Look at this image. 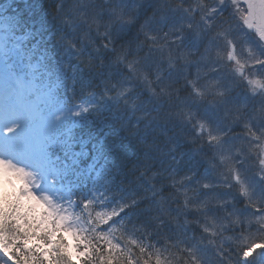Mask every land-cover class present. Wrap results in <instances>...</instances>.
<instances>
[{
    "label": "trees",
    "instance_id": "16d2710c",
    "mask_svg": "<svg viewBox=\"0 0 264 264\" xmlns=\"http://www.w3.org/2000/svg\"><path fill=\"white\" fill-rule=\"evenodd\" d=\"M170 2L179 3L180 0ZM196 2L187 0L185 6ZM203 2L210 4L209 0ZM158 3L159 0H108L107 3L105 0L98 3L97 0H0V16L8 23L10 38L30 28L22 46L29 53L27 58L30 61L39 62V70L46 79L45 85L49 87L58 82L53 94L55 99H64L69 103L84 99L89 103L87 110L75 118L64 138V145H59L57 151L62 154L68 147L78 149L75 154L77 158L69 159L68 164L60 163V168L62 172L66 171L64 181L71 186V194L83 221L88 218L89 212L95 217L97 212H111L119 203L135 201L119 218H113L117 220L114 243L124 248L126 239L131 237L145 247L154 246L165 256H168V252L164 251L167 247L175 254L174 264H183L187 258L181 249L199 244L201 248H208L202 264H218L213 253L215 245L209 244L207 238L202 242L200 239L201 236H209L195 222L199 220L203 224L204 217L190 209L179 216L180 226L166 218H163V225L158 226L155 219L159 213L158 199L164 198L165 206L173 216L177 215V207L183 204L184 192L192 198L216 194L230 201L225 205L229 211L235 207L245 215L256 212L257 209L248 207L247 200L235 187L226 186L234 182L225 180L227 169L219 164L214 147L200 136L197 121H205L213 132L223 134L225 145L238 143L245 138L242 135L244 129L242 124L233 123L224 115L223 105L210 102L209 97H197L182 79V74L168 68L167 63H161L163 71L160 75L166 84L171 82L178 89L173 103L167 97L153 95L152 89L164 87L157 83L153 64L147 66L149 73L144 71L142 65L129 70V62L136 65L146 54H150L141 31L145 21H148L145 31L149 30L153 35L166 32L170 27H179L186 20V14L182 11L169 13L164 20L160 19L159 12L154 16ZM113 4L126 6L133 18L132 23H112L109 34L102 36L101 33L105 32L103 25L110 20L108 9ZM82 13L85 14L84 19H81ZM96 14H100L99 30L89 19ZM192 23L194 27L202 25L199 13L192 18ZM216 32L215 28L213 35L203 37L184 29L182 46L193 52V58L205 53V48L208 49L206 57L210 53L212 59L218 58V54L224 58L219 71L209 73L207 68L200 69L196 82L202 89L214 87L216 82L212 79L219 80L221 86H227L234 80L227 67L231 62L221 52L219 38L214 34ZM69 40L75 47L69 45ZM31 43L33 47H30ZM123 49L124 54L128 55L124 63L116 59L117 51ZM166 55L167 48L165 60ZM195 67L189 66V79L196 78ZM228 98L234 102L248 99L236 86ZM181 101V106L186 108L184 112L191 113V119L177 115L176 105ZM68 124L69 121L65 120L61 128ZM63 155L68 158V152ZM236 167L242 179L259 196L264 189V180H261L255 155L243 162L237 157ZM222 172L224 175H221ZM173 175L177 180L191 176L185 182L187 187L179 193L172 186ZM198 181L210 182L213 187L207 190L200 188L197 192L194 189L198 187ZM87 200H93V204L85 210L81 201ZM185 219L188 221L186 225ZM119 220H124L125 224L121 225ZM20 223L23 224V221ZM46 227L50 228L51 225L41 224L40 228L30 229L29 233L31 235L34 231L37 236L41 235ZM111 227V221L108 224L100 223L96 226V232H108ZM255 228L256 225H253L252 230L255 231ZM236 232L239 233V228ZM56 235L65 237L61 230ZM223 235L228 237L233 233L225 231ZM213 239L220 242L218 237ZM223 242L226 248L231 243L228 240ZM99 243L103 245V239ZM30 244L42 242L33 238ZM129 246L134 254L132 259H137L139 249L135 245ZM151 250L149 247L148 251ZM230 251L235 255L234 248ZM83 259L79 257V262L73 261L82 264ZM140 264H143V260ZM251 264H264V255L254 258Z\"/></svg>",
    "mask_w": 264,
    "mask_h": 264
},
{
    "label": "snow or ice",
    "instance_id": "6c2138e0",
    "mask_svg": "<svg viewBox=\"0 0 264 264\" xmlns=\"http://www.w3.org/2000/svg\"><path fill=\"white\" fill-rule=\"evenodd\" d=\"M107 3L108 0H105ZM187 0H180L179 3H172L170 0H159L156 5L153 15L159 12L160 19L164 20L169 17V13L182 11L186 14V20L179 27H170L166 32L153 33L147 28L148 21L141 25V31L145 35V43H148L150 54H146L142 61H138L136 65L129 62V70L138 65H142L144 71L149 73L147 66L153 64L155 72L157 73V83L164 85L158 89H152L153 95L157 97H167L170 103L174 102L176 97L175 89L171 82L167 84L162 79L160 73L163 71L161 63L165 62L168 68L175 69L177 73L182 74V79L189 85L192 92L200 98H210V102H219L226 108L228 116L233 123L239 122L243 125V139L238 143L225 145L223 142V134L213 132L210 125L202 120L197 121L199 134L202 138L214 147V155L218 157L220 165L227 169V176L225 180H231L234 183H228L226 186L235 187L241 196L247 200L248 207L257 209L256 212L249 214H241L235 207L229 211L225 205L230 201L222 199L216 194H209L203 198H192L184 192V201L182 205L177 207V215L173 216L169 208L165 206L164 198L158 199L159 213L155 217L158 226L163 225L164 219L175 221L178 226L179 216L183 215L190 209L194 210L198 216H203L205 222L200 223L199 220L195 222L199 224L203 233L209 234L208 237L201 236V242L207 238L209 244L215 245L213 253L218 261V264H251V261L264 255V189L261 190L257 196L252 188L242 179L240 171L236 167L237 157L240 162L252 157H256V162L259 165V174L261 180H264V44L258 43V55L250 54L246 59H238L235 55V44L227 41L225 48L227 60L234 62L227 67L234 80L227 86H221L220 81H215L214 87L209 89H202L196 82L199 78L200 69L207 68L210 72L219 71L220 65L223 63V57L212 59L211 54L205 56L208 49L205 48V53H200L198 58H193V52L182 46L184 37V29L187 28L195 33L196 36L201 34V31L206 28L210 31L215 30L216 25L214 20L220 15L222 9L228 10L230 6L236 7V13L232 14V18L238 14L249 29L255 28L259 34L260 39L264 41V0H244L247 5L246 9L239 8L240 0H218L219 7L212 4H206L203 0H197L195 4H185ZM108 12L110 20L104 24V35L109 34L112 23H132V16L127 10L126 6L113 4ZM199 13L202 25L194 27L192 18ZM85 14H81V19H84ZM100 14L91 16L92 25L99 30L101 24L99 19ZM148 29V28H147ZM162 33V35H161ZM217 35H224V33H217ZM246 35V33H245ZM69 45L75 47L71 40ZM106 46H108L106 44ZM138 47H140L138 45ZM232 50H228V48ZM165 48H167L166 60ZM154 50V51H151ZM116 59L123 63L127 61L128 55L124 54V49L117 51ZM190 65H196L197 75L195 79H189L188 70ZM204 65H207L205 67ZM258 66V67H257ZM152 69V71H153ZM187 72V74H186ZM206 79L208 76L205 77ZM149 83H151L149 81ZM243 85L245 90L249 93L246 101L234 102L229 100V94L233 87ZM43 91L46 98L44 107L52 102L51 88L43 86ZM183 101L176 105L177 115L187 116L191 119V113L184 112L185 107H182ZM10 122L19 124L17 121H23L25 125L31 123L30 119L23 114H9ZM9 134H13L17 129L6 127ZM8 136V135H7ZM217 167V165H213ZM221 175H224L222 172ZM191 179L190 175L176 179L173 175L172 186L176 188L177 193L181 189L187 187L185 182ZM0 184L5 188L4 195L0 197V264H75L72 256L77 253L79 257H84L82 264H174L175 254L169 248H165L168 256H165L159 249L149 245L145 247L143 243L137 239L128 237L126 239L125 247L121 248L118 243L113 241L116 237L113 233L117 230L114 225L121 213L126 208L132 207L135 201L129 203H119L112 209L111 212H97L93 217L91 212L88 218L81 222L80 216H75L73 221V213L68 212L63 205L56 204L49 197L38 196L34 191L35 180L30 172L25 168L15 164L10 159L0 157ZM8 186H11V191H7ZM38 187V185H35ZM195 191L199 192L200 188L205 190L210 189L213 185L207 181H198ZM178 199V197H176ZM25 201H35L36 204L44 206L45 211L36 213L35 205L25 206ZM85 210L89 209L93 200L81 201ZM73 204H69V208ZM32 217L31 220L29 217ZM39 216V219L36 217ZM23 221V224L20 223ZM111 221L113 227L108 232H96V226L100 223L108 224ZM211 221V223H209ZM121 225L125 224L124 220L118 221ZM51 224L50 228H45L41 235H36L33 231L30 235L29 230L33 228H40L41 224ZM188 223L185 219L184 225ZM85 225H88L87 227ZM253 225H256L255 231L252 230ZM239 228L237 234L236 229ZM60 230L71 234L74 244H69L67 239L63 236H57L56 233ZM225 231H231L232 236L225 237ZM219 238L217 243L213 238ZM35 238L42 242V244H30V241ZM103 239L104 244L100 245L99 240ZM225 240L230 241L229 247H225ZM129 245H135L139 249V257L132 259L134 255ZM175 246V245H174ZM151 248V252L148 248ZM234 248L235 255L230 249ZM207 246L199 247V244H192L189 247L181 249L182 253L187 254L183 264H202L203 256L207 253ZM227 253V255H226ZM147 257L146 259L144 257ZM7 257V259H5ZM171 257V258H169Z\"/></svg>",
    "mask_w": 264,
    "mask_h": 264
},
{
    "label": "rangeland",
    "instance_id": "374dc122",
    "mask_svg": "<svg viewBox=\"0 0 264 264\" xmlns=\"http://www.w3.org/2000/svg\"><path fill=\"white\" fill-rule=\"evenodd\" d=\"M210 4L219 7L218 0H209ZM192 2V1H191ZM222 13V12H221ZM226 16V15H224ZM220 17V16H217ZM228 17H232L228 16ZM7 22L3 19H0V70L7 71L8 79L11 81L16 77L20 76L23 82L14 83L16 86V90L14 91L13 104L16 106H21L25 104V108L23 111V115L28 117L31 121L30 124L37 122L41 119V117L45 116L46 113L43 112L45 110L46 98L44 92H39L38 84H36L33 80V74L31 73V69L27 64L20 62L21 60L18 58L20 53L18 45H12L8 42V37L6 34L8 33L5 29L3 31V27H7ZM230 48V47H229ZM42 77V74H39ZM11 101V100H9ZM20 104V105H19ZM59 105V104H58ZM59 108H64L63 105L57 106ZM45 113V114H44ZM25 125V123L23 122ZM59 123H55L51 127V132L49 134H45L41 139L37 142V145H42L40 151H36L35 155L42 163V173L36 171L31 167V165H20L25 168L28 172L32 174L35 180L34 191L38 196L49 197L53 202L59 205H63L64 208L73 213V221H75V205L74 202L70 200L68 196V188H63V186L59 183V174L56 169L55 157L49 156L48 148L46 146V142L53 138V133L56 130ZM43 138V139H42ZM59 139V138H58ZM55 141V138L52 142ZM57 141H60L57 140ZM40 167V166H38ZM7 191H11V186H8ZM5 192V188L2 184H0V193ZM25 206L35 205V209L37 213H41L45 211L44 206L41 204H36L35 201H25ZM69 204H73V207L69 208ZM65 236L69 239V242L72 243V236L70 233L65 232ZM76 253H73V257L76 258Z\"/></svg>",
    "mask_w": 264,
    "mask_h": 264
},
{
    "label": "bare ground",
    "instance_id": "6f19581e",
    "mask_svg": "<svg viewBox=\"0 0 264 264\" xmlns=\"http://www.w3.org/2000/svg\"><path fill=\"white\" fill-rule=\"evenodd\" d=\"M4 74H0V157L9 159L3 153H13L17 161L30 160L37 167L39 166V162L33 149L34 141L44 135L46 127L52 122L57 121L64 115L73 116L76 112L80 111L81 106L72 107L68 110L58 109L34 124L24 125L23 121H17L16 123L19 124L17 129V124L10 122L9 114H23L26 105H21L18 110V106L14 105L13 101L7 100L11 96L4 95L8 89V75ZM6 127H12L14 130H17L11 135L7 132Z\"/></svg>",
    "mask_w": 264,
    "mask_h": 264
},
{
    "label": "flooded vegetation",
    "instance_id": "af4514ba",
    "mask_svg": "<svg viewBox=\"0 0 264 264\" xmlns=\"http://www.w3.org/2000/svg\"><path fill=\"white\" fill-rule=\"evenodd\" d=\"M231 3V0H229V4ZM247 5L244 3V0H240L239 8L241 9H246ZM229 8H232V13H236V7L230 6ZM235 34L236 37H243L249 41L257 42L264 44V41L260 39L259 34L256 32L255 28L249 29L246 25H244L243 21L240 19L239 15H235ZM246 33V35H245ZM259 47V46H257Z\"/></svg>",
    "mask_w": 264,
    "mask_h": 264
},
{
    "label": "clouds",
    "instance_id": "9594fccd",
    "mask_svg": "<svg viewBox=\"0 0 264 264\" xmlns=\"http://www.w3.org/2000/svg\"><path fill=\"white\" fill-rule=\"evenodd\" d=\"M99 2V0H97V3ZM101 35L103 36L104 35V33H101ZM215 103H218V104H220V105H223V104H221V103H219L218 101L217 102H215ZM223 110H224V115L225 116H227L229 119H230V117L228 116V113H227V111H226V108H225V106L223 105ZM220 164V163H219ZM133 167H135V165L133 164ZM141 174H143V173H141ZM152 175L153 176H155L156 175V173L155 172H153L152 173ZM176 264H178V262H176Z\"/></svg>",
    "mask_w": 264,
    "mask_h": 264
}]
</instances>
